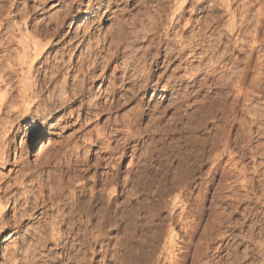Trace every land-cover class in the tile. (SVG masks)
<instances>
[{"label": "rangeland", "instance_id": "obj_1", "mask_svg": "<svg viewBox=\"0 0 264 264\" xmlns=\"http://www.w3.org/2000/svg\"><path fill=\"white\" fill-rule=\"evenodd\" d=\"M230 1L235 10L233 27L228 23L226 0H191L172 25V0H0V94L3 90L6 93L0 99V140L10 148L8 160L0 161V188L12 184L7 196L17 198L15 204L6 206L7 216L12 217L15 209L20 218L23 216L16 234L5 241L0 239L1 250L4 247L12 252L27 236L24 253L20 251L17 258L32 264H169L170 259L163 260L167 251L160 246L172 225L177 244L173 251L180 264H264V21L256 22L261 0ZM248 5L251 11L243 17ZM36 27L46 32L39 35ZM29 35L44 50L37 63L21 71L14 62ZM6 37H12L11 43L7 44ZM83 38V45L78 47L77 42ZM197 39L201 42L197 49L177 54L180 43ZM115 51L119 54L114 60ZM3 55L8 60L1 58ZM242 77L248 89L246 101L234 96ZM25 90L32 99H22L21 91ZM4 136H8L10 146ZM42 137L47 147L38 155L32 148H39ZM14 148L26 163L40 162L44 166L31 177L33 184L27 174L22 175V164L14 161ZM65 165H73V170L66 173ZM59 173L66 178L74 176L78 184L87 183L88 188L80 192L81 200L83 206L92 203L93 211L106 205L107 198L102 196H117L111 210L112 218L116 217L112 219L114 227L108 226L106 237L108 246L91 240L86 218L77 212L69 193L65 192L62 199L46 198L42 203L33 198L25 204L22 186L43 185L51 194L50 183ZM20 180H24L23 185ZM93 183L96 186L92 187L100 192L103 189L105 195L98 192L100 198L88 200ZM100 200H105L102 205ZM129 207L133 215L139 213L140 219H134L136 223L127 230L124 209ZM96 211L94 221L101 213ZM61 215L72 220L62 226L55 224V217ZM181 216L188 222L190 218L192 223L199 222L193 236L188 237L189 248L182 246L187 237ZM79 222L86 230L82 229L78 240L87 242L63 248L51 241L66 230L71 239ZM147 224H159V246L134 247L138 239L149 236ZM57 226L59 233L52 229ZM130 246L135 248L133 256ZM141 249L154 253L150 262L141 257ZM201 251L202 259L197 261L196 254ZM158 255L161 257L157 259ZM1 258L0 263L10 262Z\"/></svg>", "mask_w": 264, "mask_h": 264}, {"label": "bare ground", "instance_id": "obj_2", "mask_svg": "<svg viewBox=\"0 0 264 264\" xmlns=\"http://www.w3.org/2000/svg\"><path fill=\"white\" fill-rule=\"evenodd\" d=\"M40 1V0H39ZM42 1V0H41ZM173 1V9H171L172 10V12H171V16L169 17L170 18V21H169V24H171L172 25V22L174 21V20H178V19H180L179 17L182 15V13H183V9L185 8L184 6L188 3V2H190L191 0H172ZM257 1H259V0H257ZM160 2V1H159ZM211 2V1H210ZM219 2V1H218ZM230 0H226V3H225V10L227 11V13L228 12H230V13H228L229 15H230V18H229V20H228V23L231 25L232 24V22H233V15H232V13H235L234 11V9L232 10L231 9V4H230ZM239 2V1H238ZM255 2V1H254ZM154 3V2H153ZM212 3V2H211ZM252 3V2H251ZM149 4V3H148ZM167 4V3H166ZM253 4V3H252ZM221 5V4H220ZM239 5V4H238ZM245 5V3L243 2V3H240V9H239V11L242 9V7H245L244 6ZM28 6V5H27ZM165 7H167V5L165 6ZM43 8V7H42ZM163 8H164V6H163ZM214 8V7H213ZM251 8V7H250ZM238 9V8H237ZM244 9V8H243ZM242 9V10H243ZM218 10V9H217ZM241 10V12H243ZM258 11H257V15H256V22H258V23H261V22H263L264 21V0H261V1H259V4H258V9H257ZM25 11V10H24ZM113 11V10H112ZM140 11V10H139ZM149 11V10H148ZM188 11V10H187ZM250 11H251V9H250ZM249 11V5H248V9L246 8V11H245V14L243 15V17H248V14L247 13H249L250 12ZM121 12V11H120ZM133 12V11H132ZM221 12V11H220ZM2 13V12H1ZM23 13V12H22ZM136 13V12H135ZM164 13V12H163ZM240 13V12H239ZM119 14V13H118ZM152 14V13H151ZM157 14V13H156ZM250 15V14H249ZM25 16V15H24ZM142 17H144V15L142 16ZM147 17H149V16H147ZM146 17V18H147ZM155 17V16H154ZM3 18V17H2ZM25 18H28V16L26 15V17ZM153 18V17H152ZM115 19V18H114ZM64 20V18L63 19H61V21H60V24H61V22ZM159 20V19H158ZM211 20V19H210ZM214 20V19H213ZM2 21H5V19L4 20H2ZM1 22V21H0ZM161 22V21H160ZM205 22V21H204ZM4 23V22H3ZM174 23V22H173ZM224 23V22H223ZM222 23V24H223ZM255 23V22H254ZM1 24V23H0ZM63 24V23H62ZM146 24V23H145ZM150 24V23H149ZM165 24V23H164ZM183 24H184V22H183ZM207 24V23H206ZM205 24V25H206ZM221 24V26H223ZM2 25V24H1ZM0 25V26H1ZM8 25V24H7ZM20 25V24H19ZM170 25V26H171ZM6 26V25H5ZM55 26V25H54ZM58 26V25H57ZM130 26V25H129ZM155 26V25H154ZM232 26V25H231ZM241 26V25H240ZM245 26V25H244ZM251 26V25H250ZM9 27V26H8ZM144 27V26H143ZM142 27V28H143ZM181 27V26H180ZM182 27H184V26H182ZM205 26H203V28H204ZM226 27V26H225ZM233 27V26H232ZM243 27V26H242ZM6 28V27H5ZM37 28V27H36ZM58 28V27H57ZM228 28H229V26H228ZM228 28H226V30H228ZM126 29V28H125ZM205 29V28H204ZM233 29V28H232ZM20 30V29H19ZM46 30V29H45ZM45 30H43V28H40V27H38L37 28V30H36V32H38L37 34H39V35H42L43 34V32L45 31ZM149 30V29H148ZM166 30V29H165ZM240 30V29H239ZM1 31V30H0ZM17 31H18V29H17ZM195 31V30H194ZM241 31V30H240ZM239 31V32H240ZM46 32V31H45ZM44 32V33H45ZM84 32V31H83ZM149 32V31H148ZM246 32V31H245ZM253 32V31H252ZM216 33H218V32H216ZM134 34V33H133ZM237 34V33H236ZM45 35V34H44ZM92 35V34H91ZM107 35V34H106ZM257 35V34H256ZM255 35V36H256ZM164 36V35H163ZM179 36V35H178ZM203 36V35H202ZM214 36V35H213ZM264 36V35H263ZM262 36V37H263ZM5 37V36H4ZM82 37V36H81ZM127 37V36H126ZM138 37V36H137ZM180 37V36H179ZM178 37V38H179ZM220 37V36H219ZM28 40L27 41H25L26 43L24 44V49H23V51H22V54H19L18 56H17V58L15 59V62L14 63H16V65L17 66H19V69L21 70V71H23L24 70V68H25V66H28V68H31L32 67V64L33 63H35L36 61H38V59L42 56L41 54H42V51L44 50V48H40L39 47V44H38V40L37 39H34L33 38V36H27L26 37ZM176 38V37H175ZM184 38V37H183ZM258 38V37H257ZM79 39V38H78ZM81 39V38H80ZM98 39V38H97ZM174 39V38H173ZM190 39V38H189ZM196 39V38H195ZM211 39V38H210ZM239 39H241V38H239ZM252 39H254L255 40V38H252ZM13 39H12V37H6V42H7V44L8 43H11V41H12ZM115 40H117V39H115ZM128 40V39H127ZM238 40V39H237ZM16 41V40H15ZM170 41V40H169ZM192 41V40H191ZM220 41V40H219ZM233 41V40H232ZM246 41V40H245ZM258 41V40H257ZM5 42V41H4ZM83 42H84V38L82 39V40H80L79 42H77V46L79 47V46H82L83 45ZM252 42V41H251ZM250 42V43H251ZM16 43V42H15ZM243 43V42H242ZM257 43V42H256ZM6 44V46L4 47L5 48V51H7L8 49H9V47H8V45ZM148 44V43H147ZM201 44V42L200 41H198V39L197 40H195V41H192V42H189L188 44H181L180 43V48H178V51H177V54L178 55H181L183 52H185V51H187V50H189L190 52L191 51H193L195 48L197 49V47L199 46ZM121 45V44H120ZM13 46V45H12ZM168 46V45H167ZM177 46V45H176ZM222 46V45H221ZM251 46V45H250ZM49 47V46H48ZM47 47V48H48ZM111 47V46H110ZM120 47V46H119ZM211 47V46H210ZM209 47V48H210ZM226 47V46H225ZM91 48V47H90ZM116 48H118V47H116ZM122 48V47H121ZM143 48V47H142ZM228 48V47H227ZM15 49V48H14ZM134 49V48H133ZM203 49V48H202ZM117 50V49H116ZM250 50H251V48H250ZM4 51V52H5ZM10 51V50H9ZM15 52V51H14ZM119 51H115V57H113V59L115 60L116 59V57H117V55L119 54L118 53ZM251 52V51H250ZM91 53V52H90ZM121 53V52H120ZM200 53V52H199ZM204 53V52H203ZM93 54V53H92ZM113 54V53H112ZM112 54H110L108 57L110 58V57H112ZM123 54V53H122ZM170 54V53H169ZM196 54V53H195ZM205 54V53H204ZM211 54V53H210ZM261 54V53H260ZM5 55V54H4ZM3 55V56H4ZM166 55V54H165ZM1 57V58H4V60L5 59H7L8 60V56H4V57ZM86 56V55H85ZM179 57V56H178ZM206 57V56H205ZM243 57V56H242ZM109 58H107V59H109ZM119 58V57H118ZM192 58V57H191ZM209 58V57H208ZM105 59V58H104ZM215 59V58H214ZM213 59V60H214ZM3 60V61H4ZM12 60V59H11ZM103 60V59H102ZM162 60V59H161ZM204 60H206V59H204ZM257 60V59H256ZM105 61V60H104ZM107 61H109V60H107ZM185 61V60H184ZM210 61V60H209ZM255 61V60H254ZM258 61V60H257ZM8 62V61H7ZM206 62V61H205ZM212 62V61H211ZM210 62V63H211ZM219 62V61H218ZM232 62V61H231ZM37 63V62H36ZM96 63H98V62H96ZM104 63V62H103ZM109 63V62H108ZM209 63V64H210ZM215 63V62H214ZM12 64V63H11ZM29 64V65H28ZM99 64H101V63H99ZM106 64V63H105ZM110 64V63H109ZM131 64V63H130ZM228 64V63H227ZM108 65V64H107ZM107 65H105V66H107ZM162 65V64H161ZM211 65V64H210ZM259 65V64H258ZM16 66V67H17ZM94 67L96 66V64L95 65H93ZM102 66V65H101ZM132 66V65H131ZM174 66V65H173ZM176 66V65H175ZM189 66V65H188ZM254 66V65H253ZM257 66V65H256ZM114 67L115 68H119V65L118 66H115L114 65ZM122 67V66H121ZM182 67V66H181ZM204 67V66H203ZM209 67V66H208ZM27 68V67H26ZM97 68V67H96ZM176 68V67H175ZM247 68V67H246ZM78 69V68H77ZM56 70V69H55ZM87 70V69H86ZM174 70V69H173ZM194 70V69H193ZM221 70V69H220ZM57 71V70H56ZM187 71V70H186ZM254 71V70H253ZM19 72V71H18ZM172 73V72H171ZM244 73H246V72H244ZM254 73V72H253ZM60 74V73H59ZM146 74V73H145ZM168 74V73H167ZM187 74V73H186ZM147 75V74H146ZM172 75V74H171ZM170 75V76H171ZM261 75V74H260ZM264 75V74H263ZM160 76V75H159ZM183 76V75H182ZM232 76V75H231ZM239 76V75H238ZM6 77V76H5ZM16 77V76H15ZM49 77V76H48ZM167 77V76H166ZM204 77V76H203ZM234 77V76H233ZM243 77H245V76H243ZM241 78V80H240V82H239V84H238V86H237V88H236V91H237V95H234V96H237V98H239V99H242V100H244V101H246V97H247V95H248V89H247V87H246V85H245V78ZM252 77H253V75H252ZM61 78V77H60ZM159 78V77H158ZM172 78V77H171ZM201 78V77H200ZM205 78V77H204ZM255 78V77H254ZM259 78V77H258ZM5 79V78H4ZM183 79V78H182ZM238 79V78H237ZM256 79V78H255ZM21 80H23V78L21 79ZM65 80V79H64ZM87 80V79H86ZM222 80V79H221ZM259 80H261V79H259ZM9 81V80H8ZM26 81V80H25ZM24 81V82H25ZM194 81V80H193ZM202 81V80H201ZM231 81V80H230ZM2 82V81H1ZM21 83H22V81H20ZM27 82H29V81H27ZM37 82V81H36ZM67 82V81H66ZM232 82V81H231ZM3 83V82H2ZM35 83V82H34ZM41 83V82H40ZM233 83V82H232ZM234 83H235V81H234ZM33 84V83H32ZM44 84V83H43ZM199 84V83H198ZM224 84H226V83H224ZM251 84V83H250ZM255 84V83H254ZM258 84V83H257ZM21 85H23V84H21ZM31 85V84H30ZM39 85V84H38ZM75 85V84H74ZM85 85V84H84ZM145 85V84H144ZM260 85H262V84H260ZM24 86V85H23ZM44 86V85H43ZM116 86V85H115ZM202 86V85H201ZM229 86H230V83H229ZM236 86V85H235ZM252 86V85H251ZM250 86V87H251ZM22 87V86H21ZM26 87V86H25ZM185 87V86H184ZM7 88V87H6ZM112 88V87H111ZM115 88V87H114ZM126 88V87H125ZM27 89V88H26ZM29 90L31 89V87L29 86V88H28ZM208 89V88H207ZM251 89V88H250ZM249 89V90H250ZM263 89V88H262ZM24 90V89H23ZM205 90V89H204ZM253 90V89H252ZM251 90V91H252ZM258 90V89H257ZM261 90V89H260ZM33 91V90H32ZM195 91V90H194ZM22 92V94H21V97H22V99H26V97H28V98H31L33 95H30V93L29 94H25V92H26V90L23 92V91H21ZM230 92V91H229ZM228 92V93H229ZM1 93L2 94H0V99H2L1 97H5V90H3V91H1ZM33 93V92H32ZM110 93V92H109ZM132 93V92H131ZM254 93V92H253ZM259 94V93H258ZM3 95V96H2ZM37 95V94H36ZM35 95V96H36ZM253 95V94H252ZM34 96V97H35ZM38 96V95H37ZM203 96V95H202ZM179 97V96H178ZM232 97V96H231ZM233 98V97H232ZM32 99V98H31ZM54 99V98H53ZM128 99V98H127ZM137 99V98H136ZM225 99H227V98H225ZM236 99V98H235ZM248 99V98H247ZM250 99V98H249ZM176 100V99H175ZM17 101V100H16ZM123 101V100H122ZM203 101V100H202ZM58 102V101H57ZM215 102V101H214ZM230 102V101H229ZM263 102V101H262ZM202 103V102H201ZM212 103V102H211ZM247 103V102H246ZM256 103V102H255ZM237 104V103H236ZM243 104V103H242ZM209 105V104H208ZM233 105V104H232ZM239 105V104H238ZM25 106V105H24ZM23 106V107H24ZM94 107V106H93ZM100 107V106H99ZM154 107V106H153ZM214 107V106H213ZM247 107V106H246ZM254 107V106H253ZM258 107V106H257ZM215 108V107H214ZM245 108V107H244ZM123 109V108H122ZM241 109V108H240ZM14 110V109H13ZM40 110V109H39ZM43 110V109H42ZM223 110H224V108H223ZM256 110H257V108H256ZM259 110V109H258ZM260 112V111H259ZM42 113V112H41ZM136 113V112H135ZM209 113V112H208ZM88 114V113H87ZM245 114V113H244ZM160 115V114H159ZM211 115V114H210ZM215 115V114H214ZM152 116V115H151ZM245 116V115H244ZM252 116V115H251ZM231 118V117H230ZM223 119V118H222ZM244 119V118H243ZM248 119V118H247ZM224 121V120H223ZM239 121H241V120H239ZM244 122V121H243ZM254 122V121H253ZM131 123V122H130ZM137 123V122H136ZM217 123V122H216ZM233 123V122H232ZM246 123V122H245ZM260 123V122H259ZM217 125V124H216ZM228 125V124H227ZM1 126V125H0ZM220 126V125H219ZM239 126V125H238ZM237 126V127H238ZM257 126V125H256ZM192 128V127H191ZM215 128V127H214ZM216 128H217V126H216ZM236 128V127H235ZM241 128V127H240ZM237 129V128H236ZM246 129V128H245ZM2 130V129H1ZM4 130V129H3ZM101 131V130H100ZM238 131V130H237ZM145 132V131H144ZM257 132V131H256ZM146 133V132H145ZM192 133V132H191ZM240 133V132H239ZM262 133V132H261ZM256 134V133H255ZM215 135V134H214ZM1 136V135H0ZM148 136V135H147ZM211 137V136H210ZM4 138H5V136H4ZM214 138V137H213ZM218 138V137H217ZM216 138V139H217ZM245 138V137H244ZM248 138V137H247ZM246 138V139H247ZM9 138H8V136L4 139V142H6L7 144L6 145H9V142H10V140H8ZM102 139V138H101ZM215 139V138H214ZM3 140V139H2ZM124 140V139H123ZM224 140V139H223ZM199 141V140H198ZM201 141V140H200ZM203 141V140H202ZM238 141V140H237ZM240 141H242V140H240ZM214 142V141H213ZM216 142V141H215ZM219 141H217V143H218ZM226 142V141H225ZM40 146H39V148L37 147V146H34L33 148H32V151H33V153H35V154H38V155H41V154H43L44 153V151H45V149H46V147H47V140L45 139V137H42L41 138V140H40ZM216 144V143H215ZM245 144V143H244ZM213 145V144H212ZM219 145V144H218ZM226 145V144H225ZM253 145V144H252ZM10 146V145H9ZM8 146V147H9ZM124 146V145H123ZM148 146V145H147ZM188 146V145H187ZM223 146V145H222ZM7 146H3L2 145V142H1V140H0V161L1 160H5L6 159V161L8 160L7 158H9V150H10V148H6ZM61 147V146H60ZM215 147H217V146H215ZM241 147V146H240ZM253 147V146H252ZM60 149V148H59ZM90 149V148H89ZM201 149V148H200ZM12 150V149H11ZM108 151V150H107ZM14 152H16L17 153V149L16 148H14V150H13V155H14V161L17 163V164H22L20 167H21V169L20 170H22L23 171V174L22 175H28L29 177V181L31 182V184H33V179L31 178V177H33V176H35V172L36 171H40V170H42V168L44 167V166H41V164H40V162H39V164L38 163H36V164H29V163H26L25 162V160H23L20 156H18L16 153H14ZM196 152V151H195ZM257 152V151H256ZM76 153V152H75ZM188 153V152H187ZM122 154V153H121ZM180 154H181V152H180ZM249 154V153H248ZM258 154V153H257ZM182 155V154H181ZM241 155V154H240ZM259 155V154H258ZM246 156V155H245ZM110 157V156H109ZM180 157V156H179ZM187 157V156H186ZM224 159V158H223ZM238 160V159H237ZM37 161V160H36ZM147 161V160H146ZM228 161V160H227ZM234 161V160H233ZM13 162V161H12ZM14 162V163H15ZM224 162V161H223ZM237 162V161H236ZM88 163V162H87ZM97 163V162H96ZM212 163V162H211ZM217 163V162H216ZM43 164V163H42ZM56 164V163H55ZM60 164V163H59ZM74 164V163H73ZM86 164V163H85ZM220 164V163H219ZM235 164V163H234ZM233 164V165H234ZM16 165V164H15ZM56 165H58V164H56ZM71 165V164H70ZM92 165V164H91ZM96 165V164H95ZM166 165V164H165ZM212 165V164H211ZM59 166V165H58ZM73 166V165H72ZM72 166H68V165H65V168L64 169H66L67 170V172L66 173H70V171H72L73 169H72ZM112 166V165H111ZM55 166H53L52 168H54ZM60 167V166H59ZM62 167V166H61ZM134 167V166H133ZM188 167V166H187ZM228 167V166H227ZM230 167V166H229ZM234 167H235V165H234ZM244 167V166H243ZM57 168V167H56ZM138 168V167H137ZM165 168V167H164ZM185 168V167H184ZM55 169V168H54ZM59 169V168H58ZM58 169H56V170H58ZM79 169V168H78ZM88 169V168H87ZM129 169V168H128ZM242 169V168H241ZM255 169V168H254ZM253 169V170H254ZM52 170V169H51ZM60 170H61V168L59 169V172H60ZM141 170V169H140ZM221 170V169H220ZM236 171V170H235ZM238 171H240V170H238ZM244 171V170H243ZM49 172H50V170H49ZM140 172H142V171H140ZM262 172V171H261ZM41 173H43V172H41ZM55 173V172H54ZM77 173V172H76ZM134 173V172H133ZM170 173V172H169ZM229 173V172H228ZM264 173V172H263ZM20 175H21V173H19ZM34 174V175H33ZM60 175L59 176H57V178H56V181L54 180V178H53V180L55 181V182H53V183H50L51 184V189L50 188H48V186H47V184H46V187H47V189H50L51 191V194H49V192H45V186H43V185H38V186H36V188H35V186L34 185H30V186H28V187H30V188H26V186H22L23 187V191H24V193L22 194L23 195V200H24V202H25V204L26 203H30L31 202V200L33 199V198H36L37 200H39V201H41V200H43V199H46V198H50L51 200H53V198H55L56 200H58L59 198H61L64 194H65V192H67V193H69L70 194V196H71V200H72V202L71 203H73L74 204V206H75V209L77 208L78 209V213H82L83 214V217L85 216V221H86V224L85 225H89V228L88 229H90L89 230V233H91L89 236H90V238H91V240L92 241H94V244H95V242H104L103 243V245H107V242H106V237L108 236V226L109 227H111L113 224H114V221H112V216H111V210H112V205H114L115 204V201L117 200V196L115 195H113V196H111V195H107V196H102L103 198L104 197H106L107 199V201L105 202L106 203V205L105 206H103L104 204L102 203V201H105V200H100V204L102 205V207L99 205V207H101V208H99V210H97L96 209V207H95V209L97 210H92V203H90L88 206H83V203H84V201H82L81 200V195H80V192H82L84 189H85V187H86V182H83V183H81V184H78V183H76V182H78V180L73 176H70V175H68L67 176V178L62 174L61 175V173H59ZM137 174V173H136ZM141 174V173H140ZM241 174V173H240ZM245 174V173H244ZM58 175V174H57ZM72 175H74L73 173H72ZM115 175V174H114ZM182 175V174H181ZM206 175V174H205ZM238 175V174H237ZM247 175V174H246ZM13 176V175H12ZM16 176V175H15ZM38 176H39V173H38ZM50 176H52V173H51V175ZM76 176V175H75ZM111 176V175H110ZM235 176V175H234ZM5 177V176H4ZM41 177V176H40ZM52 177H55V175H53ZM159 177V176H158ZM183 177V176H182ZM35 178V177H34ZM36 178H37V176H36ZM35 178V179H36ZM133 178V177H132ZM150 178V177H149ZM156 178V177H155ZM181 178V177H180ZM184 178V177H183ZM229 178V177H228ZM252 178V177H251ZM8 179V178H7ZM16 179H17V177H16ZM19 179H20V177H19ZM18 179V180H19ZM34 179V180H35ZM42 179V178H41ZM78 179H79V177H78ZM105 179V178H104ZM223 179V178H222ZM235 179V178H234ZM1 180V179H0ZM13 180V179H12ZM136 180V179H135ZM143 180V179H142ZM180 180V179H179ZM186 180V179H185ZM184 180V181H185ZM219 180V179H218ZM231 180V179H230ZM5 181V180H4ZM8 181V180H7ZM24 181V180H23ZM23 181H18V182H20V184L21 185H23ZM39 181H40V179H39ZM51 181V180H50ZM234 181V180H233ZM241 181V180H240ZM17 182V181H16ZM35 182V181H34ZM41 182V181H40ZM43 182V181H42ZM47 182V181H46ZM96 182V181H95ZM152 182V181H151ZM178 182V181H177ZM249 182V181H248ZM263 182V181H262ZM1 183V182H0ZM39 183V182H38ZM37 183V184H38ZM43 183H45V182H43ZM153 183V182H152ZM223 183V182H222ZM249 183H251V182H249ZM29 184V183H28ZM40 184V183H39ZM53 184V185H52ZM11 185L12 184H4L1 188H0V193H2V195L0 196V239L3 237V241H5L6 239H8L9 237H12V235L15 233V229L16 228H19V226H20V222L22 221L21 220V218L23 217H21L20 218V215L18 216V214H17V212L14 210V213H13V215L11 214V216L12 217H9V216H7L8 214H7V209H6V206L8 205V208H9V205L10 204H15V202L17 201V198L15 197V196H7V194H9L8 193V191L10 190V188H11ZM91 185V184H90ZM94 183L90 186V188H89V192H90V194H89V196H90V199L88 198V200H91V199H94L95 198V200L96 199H98V198H100V196L98 195V192H100V191H97L96 189H98V188H96V189H94L93 187H94ZM105 185V183L103 184V186ZM155 185V184H154ZM249 185H251V184H249ZM93 186V187H92ZM96 186V185H95ZM102 186V188H104ZM108 186V185H107ZM226 186V185H225ZM111 187V186H110ZM160 187V186H159ZM172 187V186H171ZM88 188V186L86 187V189ZM100 188V187H99ZM154 188V187H153ZM243 188V187H242ZM20 189V188H19ZM85 189V190H86ZM156 189V188H155ZM158 189V188H157ZM161 189V188H160ZM164 189V188H163ZM169 189H170V187H169ZM218 189V188H217ZM101 190V189H100ZM108 190V189H107ZM172 190V189H171ZM251 190V189H250ZM22 191V190H21ZM49 191V190H48ZM102 191H103V189L101 190V192L99 193V194H102V195H105V194H103L102 193ZM169 191V190H168ZM13 192V191H12ZM107 192V191H106ZM105 192V193H106ZM157 193V192H156ZM184 193V192H183ZM233 193V192H232ZM12 194V193H11ZM85 194V193H84ZM108 194V193H107ZM4 195H6L5 197L6 198H4V200H2L3 198V196ZM33 195H34V197H33ZM149 195V194H148ZM234 195V194H233ZM242 195V194H241ZM88 196V195H87ZM86 196V197H87ZM132 196V195H131ZM134 196V195H133ZM146 196V195H145ZM157 196L159 197V198H161V196H162V194H160V193H158L157 194ZM64 197H65V195H64ZM67 197V196H66ZM172 197V196H171ZM175 197V196H174ZM177 198V197H176ZM182 198V197H181ZM54 199V200H55ZM62 199V198H61ZM67 198H65V200H66ZM70 199V198H69ZM86 199V198H85ZM35 200V199H34ZM64 200V201H65ZM87 200V199H86ZM178 200V199H177ZM44 201V200H43ZM43 201H41L42 203H43ZM47 201V200H46ZM34 202V201H33ZM55 202V201H54ZM54 202H52V203H54ZM57 202V201H56ZM58 202H60V201H58ZM57 202V203H58ZM83 202V203H82ZM179 202V201H178ZM37 203V202H36ZM51 203V202H50ZM66 203H67V201H66ZM86 203V202H85ZM95 203H96V201H95ZM98 203V202H97ZM55 204V203H54ZM60 204V203H59ZM58 204V205H59ZM87 204H88V201H87ZM99 204V203H98ZM131 204V203H130ZM57 205V204H56ZM96 204H93V206H95ZM142 205V204H141ZM17 206V205H16ZM51 206V205H50ZM133 206V205H132ZM137 206V205H136ZM145 206V205H144ZM150 206V205H149ZM218 206V205H217ZM18 207V206H17ZM66 207V206H65ZM98 207V206H97ZM138 208H139V206H137ZM205 207V206H204ZM249 207V206H248ZM11 208V207H10ZM19 208V207H18ZM17 208V209H18ZM30 208V207H29ZM43 208V207H42ZM61 208V207H60ZM72 208H73V206H72ZM71 208V209H72ZM130 208H132V207H129V209H124L125 210V221H126V228L125 229H127V228H129V227H131V224H132V222H134L133 220L134 219H140L139 218V213H137V214H135L136 215V217H135V215H133L134 213V211L132 212V209H130ZM193 208V207H192ZM41 209V208H40ZM45 209V208H44ZM53 209V208H52ZM56 209V208H55ZM68 209V208H67ZM114 209V208H113ZM140 209H142V207L140 208ZM145 209V208H144ZM148 209V208H147ZM173 209V208H172ZM9 210V209H8ZM61 210V209H60ZM136 210V209H135ZM67 211V210H66ZM76 211V210H75ZM101 212L100 213V216H99V219H98V214H97V219L98 220H95L94 221V218H95V213L94 212ZM159 211V210H158ZM231 211V210H230ZM25 212V211H24ZM67 212H69V211H67ZM98 212V213H99ZM136 212H137V210H136ZM139 212V211H138ZM175 212V211H174ZM216 212V211H215ZM23 213V212H22ZM21 213V214H22ZM27 213H28V211H27ZM26 213V214H27ZM40 213V212H39ZM62 213V212H61ZM253 213V212H252ZM53 214H55V213H53ZM58 214V213H57ZM63 214V213H62ZM68 214V213H67ZM71 214H72V211H71ZM74 214V213H73ZM77 214V213H76ZM202 214V213H201ZM214 214V213H213ZM24 215V214H23ZM47 215V214H46ZM50 215V214H49ZM122 215V214H121ZM142 215V214H141ZM189 216L191 215V214H188ZM57 216V215H56ZM185 216V215H184ZM184 216H181L182 217V219H183V221H180V222H183V229H184V232H185V236L187 237V238H183L184 239V243H183V245L182 246H184L183 248H187L188 246H189V244H190V239L188 238V237H192L193 236V234H194V232H195V230H196V228L198 227L197 225H198V223H197V221H196V223H195V221H194V223H192L193 221H192V218H190L191 220H189V222L188 221H186L187 220V218H183ZM25 217V216H24ZM28 217V216H27ZM52 217V216H51ZM143 217V216H142ZM142 217H141V220H142ZM186 217H187V214H186ZM194 217V216H193ZM43 218V217H42ZM72 218H74V217H72ZM80 218V217H79ZM116 218V217H115ZM114 218V219H115ZM198 218V217H197ZM242 218V217H241ZM55 219L56 220H54L55 221V224H58V225H61L62 226V224H64L66 221L68 222V219L66 218V217H63V215H61L60 217H55ZM113 219V220H114ZM119 219V218H118ZM179 219H181V218H179ZM195 219V218H194ZM70 220V219H69ZM72 220V219H71ZM70 220V221H71ZM81 220V219H80ZM141 220H139V225L141 226L142 225V221ZM214 220V219H213ZM218 220V219H217ZM262 220H263V218H262ZM77 221H78V218H77ZM77 221H76V223H77ZM81 221H83V219L81 220ZM122 221H123V219H122ZM149 222H150V220H148ZM166 221V220H165ZM169 221V220H168ZM185 221V222H184ZM191 221V222H190ZM222 221V220H221ZM116 222V221H115ZM154 222V221H153ZM152 222V223H153ZM54 223V222H53ZM72 223V222H71ZM85 223V222H84ZM117 223V222H116ZM115 223V224H116ZM134 223H136V222H134ZM162 223V222H161ZM166 223H168V222H166ZM22 224V223H21ZM67 224V223H66ZM83 223H81V222H79V224H77V225H79L77 228H76V231L77 232H75L74 231V233H72V237H71V239H70V237H69V239L67 238V233H66V229L67 228H65V230L66 231H64V232H61L58 236H55L54 237V240H51L52 242L54 241V244H60L61 246H63V248H65V247H69V245H70V248H72V246L75 244L74 242H78L79 244L81 243V244H83L84 242H87V239H85V240H80L81 242H79V238L78 237H80V233H82V229H84V230H86L85 228H83L84 226L82 225ZM155 224V223H154ZM157 224V223H156ZM206 224V223H205ZM41 225V224H40ZM48 225V224H47ZM159 225V224H158ZM158 225H152L151 224V228L150 227H148V224L145 226L146 228L148 227L149 229H147V231L148 230H150L151 232L150 233H148L149 234V236L147 237V238H145L146 239V241H145V239L144 240H140V239H138L137 241H136V243H135V246L134 247H138V248H143V247H145V246H147V247H151V248H155L156 246H159V243H160V239H161V235H162V232H161V230H160V227L158 226ZM166 225V224H165ZM168 225V224H167ZM182 225V224H181ZM236 225V224H235ZM64 226H66V225H64ZM69 226V225H68ZM72 226H73V224H72ZM117 226V225H116ZM124 226V227H125ZM164 226V225H163ZM207 226V225H206ZM214 226V225H213ZM56 227V226H55ZM55 227H52V229H57V231H58V233L60 232V230L61 229H59V227L58 228H55ZM88 227V226H87ZM86 227V228H87ZM113 227H114V225H113ZM133 227V226H132ZM144 227V228H145ZM211 227H212V225H211ZM217 227V226H216ZM71 227H69V229H70ZM168 228V227H167ZM208 228H210V227H208ZM75 229V228H74ZM133 229V228H132ZM211 229V228H210ZM209 229V230H210ZM245 229V228H244ZM51 230V229H50ZM64 230V229H63ZM128 230V229H127ZM165 230V229H164ZM44 231V230H43ZM52 231V230H51ZM211 231V230H210ZM264 231V230H263ZM67 232H69V231H67ZM109 232H111V231H109ZM118 232V231H117ZM35 233V232H34ZM44 233V232H43ZM57 233V234H58ZM86 233H87V231H86ZM128 233V232H127ZM147 233V232H146ZM176 232H175V229L174 228H172V225L168 228V229H166V232H165V235L162 237L163 238V245L162 246H160L161 247V249L163 248V250H166L167 251V255L166 256H164V258H163V260L164 259H170V260H168L169 262H167V263H169V264H180L181 262H179V260L177 259V257H176V254L174 253V251H173V247L174 246H176L177 244L175 243V236H176V234H175ZM250 233V232H249ZM16 234V233H15ZM29 234V233H28ZM38 234V233H37ZM46 234V233H45ZM48 234V233H47ZM50 234V233H49ZM53 234V233H52ZM36 235V234H35ZM40 235V234H39ZM44 235V234H43ZM65 235V236H64ZM86 235V234H85ZM116 235V234H115ZM202 235V234H201ZM204 235V234H203ZM203 235H202V238H203ZM214 235V234H213ZM218 234H216L215 236H217ZM29 236V235H28ZM54 236V235H53ZM89 236H87V237H89ZM130 236V235H129ZM141 236V235H140ZM142 236H143V234H142ZM219 236V235H218ZM22 237V236H21ZM44 237V236H43ZM47 237H48V235H47ZM86 237V236H85ZM132 237V236H131ZM180 237V236H179ZM28 237L26 236V237H24L23 238V241H22V243H21V245L18 247V248H14L13 250H12V252H11V250L9 251L8 249L7 250H4V247H3V249L1 250L0 249V253H1V257L2 258H4V259H7L8 260V262L10 263V264H32V263H30L29 261H24L23 259H18L17 258V256L19 255L18 253L21 251V254H22V252L25 250V242H27L28 241V239H27ZM53 238V237H52ZM138 238H140V237H138ZM181 238V237H180ZM213 238V237H212ZM26 239H27V241H26ZM50 239V238H49ZM84 239V238H83ZM200 239V238H199ZM21 240H22V238H21ZM20 240V241H21ZM42 240V239H41ZM89 240V242H91L90 241V239H88ZM214 240V239H213ZM39 241V240H38ZM49 241V240H48ZM129 241V240H128ZM143 241H145V242H143ZM203 241V240H202ZM182 242V241H181ZM96 243V244H97ZM120 243V242H119ZM44 244V243H43ZM86 245H87V243H85ZM89 244V243H88ZM100 244H102V243H100ZM128 244V243H127ZM176 244V245H175ZM198 244V243H197ZM199 244H201V243H199ZM262 244V243H261ZM85 245V246H86ZM131 245V244H130ZM221 245V244H220ZM233 245V244H232ZM18 246V245H17ZM39 246V245H38ZM74 246H76V245H74ZM108 246V245H107ZM195 246V245H194ZM203 246V245H202ZM16 247V246H15ZM32 247V246H31ZM129 247V246H128ZM131 247V246H130ZM134 247H131V255L133 256L135 253H134V251L132 250V249H135ZM101 248H103V246L101 247ZM189 248V247H188ZM204 248V247H203ZM253 248V247H252ZM251 248V249H252ZM137 249V248H136ZM161 249H159L160 251H161ZM264 249V248H263ZM31 250V249H30ZM103 250H104V248H103ZM178 250V249H177ZM196 250V249H195ZM255 250V249H254ZM27 251H28V248H27ZM141 251H143L142 249H141ZM140 251V252H141ZM160 251H158V252H160ZM70 252H73L72 251V249H71V251ZM114 252V251H113ZM144 252V251H143ZM143 252H142V254H143ZM196 252V251H195ZM253 252V251H252ZM24 253V252H23ZM31 253V252H30ZM160 253H162V251L160 252ZM245 253V252H244ZM36 254V253H35ZM70 254V253H69ZM72 254V253H71ZM118 254V253H117ZM243 254V253H242ZM249 254V253H248ZM258 254V253H257ZM10 255V256H9ZM30 255V254H29ZM81 255H83V254H81ZM106 255V254H105ZM131 255H129L130 257H132ZM31 256V255H30ZM124 256V255H123ZM155 255H154V253H149V254H147V253H145L144 252V254L141 256L142 258H148L149 259V262H150V260H152L153 259V257H154ZM196 259H197V261H199L200 259L199 258H201L202 259V256H203V252L201 251L198 255L196 254ZM13 257H16V259H18V260H14L13 259ZM22 257V256H21ZM98 257V256H97ZM159 257H161L160 255H158L157 256V259L159 258ZM233 257V256H232ZM262 257V256H261ZM1 258V259H2ZM3 259V260H4ZM26 259V258H25ZM39 259V258H38ZM132 259V258H131ZM133 259H136L135 257H133ZM140 259V258H139ZM2 260V261H3ZM33 260V259H32ZM4 261H6V260H4ZM137 261V260H136ZM186 261V260H185ZM237 262V261H236ZM5 262H3V263H0V264H4ZM8 263V264H9ZM34 263V262H33ZM136 263V262H135ZM143 263V262H142ZM182 263H184V262H182ZM199 263H201V262H199ZM6 264H7V262H6ZM148 264V263H147ZM159 264V263H158ZM166 264V263H165ZM203 264V263H202ZM251 264V263H250Z\"/></svg>", "mask_w": 264, "mask_h": 264}]
</instances>
